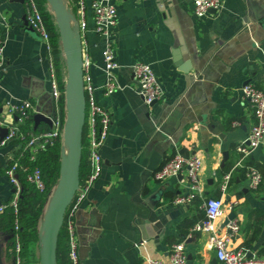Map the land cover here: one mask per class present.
Listing matches in <instances>:
<instances>
[{
	"label": "crops",
	"instance_id": "0c3cea01",
	"mask_svg": "<svg viewBox=\"0 0 264 264\" xmlns=\"http://www.w3.org/2000/svg\"><path fill=\"white\" fill-rule=\"evenodd\" d=\"M85 1L83 38L79 7L74 5L71 13L62 0L78 63L86 50L96 100L110 112L112 126L101 150L102 173L74 216L78 264H167L178 242L185 243L187 264H222L210 247V233L194 232L206 218L205 202L214 198H222L226 210L216 222L218 233L227 234L226 220L234 213L240 232L233 248L264 257V145L245 161L263 176L258 190L250 188L245 169L237 166V149L255 124L242 90L247 85L264 90V0H221L222 8L207 18L195 16L190 0H111L118 12L114 49L123 87L111 96L103 89L104 42L94 32V0ZM25 19V0H0L1 32L7 40L0 68V113L6 112L7 102H31V129L40 134L52 128L35 125L34 115L53 118L58 103L52 96L50 54ZM140 62L152 66L164 91V98L151 107L139 96L131 69ZM5 130L0 128V140ZM18 150L0 141V204L14 197L5 169ZM177 151L203 163L204 194L189 205L174 203L188 191L187 170L164 182L155 179ZM85 154L90 169L86 140ZM229 163L233 174L223 194L218 172ZM45 233L44 218L40 238ZM8 240L9 235H0L1 264H16Z\"/></svg>",
	"mask_w": 264,
	"mask_h": 264
},
{
	"label": "built area",
	"instance_id": "2783aa9c",
	"mask_svg": "<svg viewBox=\"0 0 264 264\" xmlns=\"http://www.w3.org/2000/svg\"><path fill=\"white\" fill-rule=\"evenodd\" d=\"M194 7V14L197 18H207L212 10L219 11L222 8L221 0H190ZM26 3V21L40 37L41 41L50 54V73L52 96L56 103L61 97V90L56 74V68L53 57V48L50 34L47 30L43 16L36 0H25ZM78 7L81 14V35L84 38L87 31L85 21L86 1L78 0ZM94 16V32L99 35L104 42L103 60L105 83L103 86L105 96H111L123 89L118 82L117 72L120 65L116 60L114 49V30L118 23V12L111 0H94L91 4ZM7 40L1 32L0 25V68L4 65V52ZM82 84L86 98L87 112L85 122V137L87 142L88 163L90 174L83 185H79L74 197L73 207L67 212V231L69 234L70 259L73 264H78V244L76 239L74 216L78 207L86 199L90 189L96 180L100 177L104 159L101 150L105 145L112 126L110 112L100 106L95 97V86L91 77L92 62L85 50L82 52ZM132 73L137 84V92L143 102L151 107L154 103L164 98V91L157 80V77L150 64L136 63L132 66ZM243 97L248 100L254 110L255 124L253 125L247 140L238 147L240 160L237 166L243 167L246 158L257 149L264 145V90L254 85H247L242 90ZM6 112L0 113V128H6L8 133L1 141V146L5 147L14 141L25 140L26 145L24 152L30 155V161L34 164L39 152L47 149L52 141L57 138L60 121L57 116L52 118V130L47 133L33 134L28 138L21 132V125L29 120L34 113V107L31 102H21L18 104L7 102L5 104ZM15 119V122L12 120ZM11 120V121H9ZM234 126L239 123L234 122ZM203 169L202 160L197 156H185L177 151L161 169L155 174V179L159 182L167 181L176 177L184 170L188 173V191L185 195L179 196L174 203L177 205H189L204 194L203 183L200 174ZM22 171L27 178L28 183L35 187L39 192L46 190V185L42 172L39 167L21 166L19 160H13L12 165L6 170V177L14 188V197L7 204H0V212L12 207L15 213L18 212V203L22 194V183L19 172ZM233 171L225 175L221 182V191L225 194L229 188ZM246 177L249 186L253 190H258L263 183L261 172L252 166H246ZM225 203L222 198L208 199L205 202L206 219L195 226L194 232L210 233L209 244L215 250L218 260L222 264H264V257L248 256L246 252L234 249L232 240L240 232L239 224L232 220L227 224V234L222 236L218 233L216 222L225 215ZM16 230H19V224L16 223ZM16 264H21V243L17 239L16 247ZM187 254L184 242H178L171 247L167 264H187ZM1 264V260H0ZM146 264H162L155 260H147Z\"/></svg>",
	"mask_w": 264,
	"mask_h": 264
},
{
	"label": "trees",
	"instance_id": "16d2710c",
	"mask_svg": "<svg viewBox=\"0 0 264 264\" xmlns=\"http://www.w3.org/2000/svg\"><path fill=\"white\" fill-rule=\"evenodd\" d=\"M41 14L43 16L44 22L46 24L47 30L50 34L51 44L53 48V57L56 68V74L58 77L61 97L57 104V111L55 116L59 118L60 126L58 131V136L52 141V144L47 147V149L39 152L37 155V160L33 164L30 161V155L28 152H24V147L26 145L25 140H16L11 143V146H17L18 152L14 160H19L21 166L40 168L44 182L46 185V190L44 192H39L28 183L26 175L20 171L19 177L22 183V194L18 203V212L15 213L12 207L7 208L4 212H0V235H9L8 249L11 251V257L16 263V253L15 247L17 239L21 243V261L22 264H39V250H40V233L41 226L47 212V208L50 201L55 194L59 182L64 177L62 170L64 167V132L67 122V74L66 72V61L62 51V45L60 41V36L58 32V22L53 16V13L49 10V6L45 0H36ZM68 8L71 13H73L74 5L78 6V0H67ZM32 116L29 120L25 121L21 125V132L28 138V136L33 134H39L37 131L31 129ZM52 130V129H51ZM50 130V131H51ZM48 131V132H50ZM47 133V132H46ZM41 134V133H40ZM85 130L83 139V154L80 168V183L83 182L90 174V169L86 166V154H85ZM12 165V163L10 164ZM5 169L9 168V166ZM246 166H249L246 162L243 168L246 171ZM233 169V163H229L225 166L222 171L218 172L219 179L229 174ZM73 202L69 206L67 212L72 208ZM67 219L68 215L66 213L63 227L59 234L58 249H57V264H73L70 259V244H69V234L67 231ZM206 219V218H205ZM16 223L19 224V230H16Z\"/></svg>",
	"mask_w": 264,
	"mask_h": 264
},
{
	"label": "water",
	"instance_id": "95a60500",
	"mask_svg": "<svg viewBox=\"0 0 264 264\" xmlns=\"http://www.w3.org/2000/svg\"><path fill=\"white\" fill-rule=\"evenodd\" d=\"M45 1L47 2L50 11L53 13V16L58 22V32L62 45V51L66 61L67 93L69 94L70 88H74L76 90L77 99L79 103L78 115L74 122V127H75L74 135L70 142L68 153L67 154L65 153V149L63 152L64 156L66 155L64 159V167H63V175L64 173H66L65 197L64 200L61 202L60 206L58 207V209L50 217L49 215H47V218L45 220L46 233L43 239L40 264H57V249H58L59 234L63 227L67 210L71 205V203L73 202L77 189L79 188L80 185V168H81V161L83 154V139H84L87 105H86L85 93L83 90V84H82L81 65H79L78 63V50L76 48L73 36L70 31L69 13L66 11L62 0H45ZM25 26H27L31 32H33L37 37H39L38 34L32 28L29 27L26 19H25ZM34 122L35 125H38L40 123H45L48 124L51 128L53 126L52 118L40 113L34 115ZM7 133L8 131H6L5 135H7ZM4 138H1L0 141H2ZM227 155L228 154L226 153L224 156L227 157ZM63 178L64 177H62V179L60 180L59 185L63 180ZM55 194L53 195L50 204L52 203ZM235 217L236 215L234 213H231L228 216L226 222L229 223L230 221L234 220ZM48 255H49V262H48Z\"/></svg>",
	"mask_w": 264,
	"mask_h": 264
},
{
	"label": "bare ground",
	"instance_id": "6f19581e",
	"mask_svg": "<svg viewBox=\"0 0 264 264\" xmlns=\"http://www.w3.org/2000/svg\"><path fill=\"white\" fill-rule=\"evenodd\" d=\"M75 92L76 90L74 88H70L69 100H68V105H67V122H66V127H65V132H64V143L68 146V148H69L70 142L74 135V131H75V129L73 130L74 122L77 118L78 111H79L78 99L75 100L74 98ZM68 148H67V153H68ZM65 175L59 187L57 188V191L52 200V203L50 204V208L48 212L49 217L58 209L61 202L64 200L65 189H66ZM48 262H49V258H48Z\"/></svg>",
	"mask_w": 264,
	"mask_h": 264
},
{
	"label": "rangeland",
	"instance_id": "374dc122",
	"mask_svg": "<svg viewBox=\"0 0 264 264\" xmlns=\"http://www.w3.org/2000/svg\"><path fill=\"white\" fill-rule=\"evenodd\" d=\"M49 10H50V8H49ZM66 74H67V70H66V72H65ZM67 78V77H66ZM66 82H67V80H66ZM66 97H67V105H68V98H69V94L67 93V95H66ZM74 98H75V100H77V94H76V92H75V95H74ZM75 129V127L73 128V130ZM67 148H68V146L65 144V153L67 154ZM65 157H66V155L64 156V159H65ZM62 174H63V170H62ZM64 175H65V173H64ZM50 205V204H49ZM48 210H49V206H48V208H47V212H46V214H45V220H46V218H47V215H48ZM43 239L44 238H41V243L40 244H42L43 245ZM48 258H49V255H48Z\"/></svg>",
	"mask_w": 264,
	"mask_h": 264
}]
</instances>
